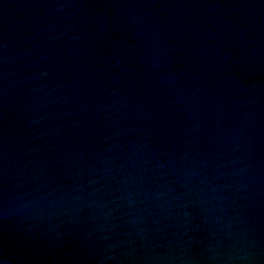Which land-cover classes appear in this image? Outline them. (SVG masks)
<instances>
[{"label": "water", "instance_id": "water-1", "mask_svg": "<svg viewBox=\"0 0 264 264\" xmlns=\"http://www.w3.org/2000/svg\"><path fill=\"white\" fill-rule=\"evenodd\" d=\"M0 264H264V0H0Z\"/></svg>", "mask_w": 264, "mask_h": 264}]
</instances>
